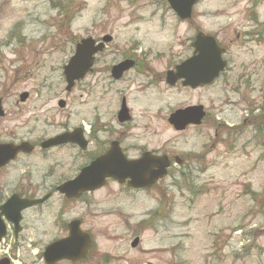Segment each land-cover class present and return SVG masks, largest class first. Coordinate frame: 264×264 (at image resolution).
Listing matches in <instances>:
<instances>
[{"label":"flooded vegetation","instance_id":"flooded-vegetation-1","mask_svg":"<svg viewBox=\"0 0 264 264\" xmlns=\"http://www.w3.org/2000/svg\"><path fill=\"white\" fill-rule=\"evenodd\" d=\"M259 1L249 0L250 8L242 11L241 30L232 28L235 36L225 30L222 36L209 30L196 10L186 19L170 8L99 11L95 30L84 37L93 40L94 50H84L82 76L70 89L65 83L66 98L57 100L55 115L69 110L66 121L52 122L54 132L41 137L0 138V144L27 142L31 146L30 152L22 151L0 165V224L5 229L0 264H104V258L111 260L110 255L97 253H130V249L143 247L146 232L155 222L161 225L160 217L166 215L164 196L153 208L152 194H166L180 187L182 180L188 183L187 190H195L192 179L208 173L210 154L220 139L218 131L240 128V124L225 123L213 113L210 94L218 87L245 101L246 83L254 77L263 78L264 60L258 61L250 47L264 38V15L256 5ZM152 32L163 35L155 37ZM200 33L214 36L224 48L226 67L209 84L186 85L183 75L194 80L202 76L199 57L194 58L193 70L178 69L199 54L195 43ZM234 45L236 52L232 51ZM247 55V61L241 57ZM205 62L212 63L211 59ZM78 87L81 93L75 95ZM202 92L207 94L202 96ZM46 101L35 111L42 110ZM155 103L158 106L154 107ZM257 106L251 103L252 111L242 118L244 126L264 125V107ZM188 107L200 108L193 111V123L176 126L173 115ZM256 110L254 120L251 114ZM78 114L79 122H71ZM211 134L214 139L210 143L207 138ZM10 135L15 136L13 132ZM58 136L63 138L44 145ZM191 139L200 141V146L190 144ZM162 169L166 173L159 176ZM138 175L145 179V186H137ZM156 175L160 178L152 183ZM11 199L13 204L3 212ZM27 203L31 205L16 214L15 209ZM104 215L115 217L114 221L98 219ZM96 226L111 230L114 251L104 249V229Z\"/></svg>","mask_w":264,"mask_h":264},{"label":"rangeland","instance_id":"rangeland-1","mask_svg":"<svg viewBox=\"0 0 264 264\" xmlns=\"http://www.w3.org/2000/svg\"><path fill=\"white\" fill-rule=\"evenodd\" d=\"M257 3L264 15V0ZM249 5V0H201L195 10L209 30L220 32V36L225 30L235 36L232 28L241 30L242 11ZM167 8L165 0H0V98L6 112L0 119V138L41 137L54 132L52 122L66 121L69 110L55 115L57 100L67 94L63 66L74 44L95 30L99 11ZM250 47L258 61L264 60V38ZM236 48L232 46V51ZM243 88L245 101L239 95H226L218 87L211 91L213 113L225 123L240 124V128L218 131L220 139L210 154L208 173L192 179L196 192L187 190L188 183L182 180L181 186L169 189L166 196L153 193V208L162 195L165 198L161 197L167 209L165 217H160L162 224L155 222L146 232L142 249L97 253L110 255L111 260L104 258V264H264V128L258 135L253 125L242 124V118L252 111V102L264 107V76L254 77ZM76 90L75 95H79L80 88ZM22 92L30 94L25 102L19 101ZM206 94L202 92V96ZM45 100L48 102L42 110L35 111ZM248 100L252 101L249 106ZM258 111L251 114L254 120ZM71 122H79V114ZM10 132L15 134L13 138ZM213 139V134L207 138L210 143ZM194 143L197 141L191 139L190 144ZM114 218L104 215L98 219L111 223ZM96 228L104 229V249L114 251L111 230Z\"/></svg>","mask_w":264,"mask_h":264},{"label":"water","instance_id":"water-1","mask_svg":"<svg viewBox=\"0 0 264 264\" xmlns=\"http://www.w3.org/2000/svg\"><path fill=\"white\" fill-rule=\"evenodd\" d=\"M172 6L177 9V10H186V12H189V10L191 9V5L195 2V0H184V6H180L179 3H177L176 0H170ZM189 14V13H188ZM187 16V15H184ZM88 41L83 40L82 43H86ZM81 44L78 45L77 48V53L76 55L70 60L69 64L65 67V75L67 78V81L69 82V84H73L75 78H79L81 76V66L83 64V57H82V53L84 51V46ZM200 57L201 59L204 58H211V59H216V63L213 64V70L209 72V68H207L208 64H205L204 62L201 61V65L200 67L202 68L201 72L202 73H212V74H218V71L220 68L223 67V63L220 62V53H221V49L219 48V46H217V44H215L213 38H211L210 36H202L200 38ZM186 64H190L192 65V67L194 66L193 64V59L189 60ZM221 64V66H220ZM216 68V69H215ZM205 70V72H204ZM187 82V80H186ZM205 82L204 80L201 81V83ZM70 88V87H68ZM26 95H22V99L25 97ZM192 111V109H187L182 111L181 113H184L185 116L190 113ZM180 114V113H179ZM176 122H178L179 124H183L187 123V119L186 117H182L181 114L180 116L176 117ZM189 122V120H188ZM20 150V147H15V146H11V145H7L4 146V157H5V161H8L10 158H12L16 152ZM137 180H139L141 177L137 176L136 177Z\"/></svg>","mask_w":264,"mask_h":264}]
</instances>
